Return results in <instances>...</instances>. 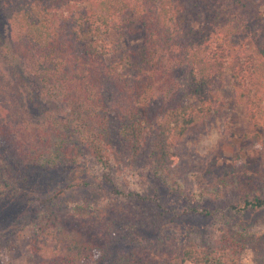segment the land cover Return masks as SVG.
I'll list each match as a JSON object with an SVG mask.
<instances>
[{
	"label": "trees",
	"instance_id": "obj_1",
	"mask_svg": "<svg viewBox=\"0 0 264 264\" xmlns=\"http://www.w3.org/2000/svg\"><path fill=\"white\" fill-rule=\"evenodd\" d=\"M197 6L206 9L204 28L187 24ZM148 12L138 0H0L11 41L28 60L35 88L47 91L49 97L53 87L76 90L89 103V107L79 104L82 112L75 111L88 136L83 133L74 139L55 126L54 140L47 127L34 142L20 141L19 165L24 170H59L90 158L107 171L113 155L104 139L97 142L94 136L101 138L100 130L105 134L118 119L130 155L146 152L154 178L172 191H181L179 146L196 126L227 112L222 116V134L231 138L229 104L234 101L252 126L264 129V10L248 0H158L154 24L166 43L180 51L183 74L171 94L155 104L146 98L154 72L150 42L139 49L123 42L142 28L150 31ZM88 116L99 118L98 126L83 120ZM12 123L13 108L0 92V136L10 133ZM76 132L80 131L71 133ZM260 134L249 136L263 143ZM245 166L238 154L221 177L207 166L203 171L207 184L197 195L225 198L233 187L230 179ZM19 170L0 155V177L5 183L14 180L13 172L19 176ZM262 207V193L242 196L232 205L238 212ZM26 225L35 245L41 239L51 240L44 244L52 253L48 264H96L97 245L67 228L52 207L34 212ZM242 246L239 232L224 228L214 234L211 244L187 248L182 263L240 264ZM0 264H5L1 258Z\"/></svg>",
	"mask_w": 264,
	"mask_h": 264
},
{
	"label": "rangeland",
	"instance_id": "obj_2",
	"mask_svg": "<svg viewBox=\"0 0 264 264\" xmlns=\"http://www.w3.org/2000/svg\"><path fill=\"white\" fill-rule=\"evenodd\" d=\"M138 1L150 9V31L142 28L123 42L133 49L150 42L154 72L146 98L155 104L168 97L182 77L181 53L166 43L167 39L154 24L158 0ZM248 1L264 10V0ZM197 11L188 16L187 24L204 28L206 9L197 6ZM38 69L46 74L44 69ZM31 70L22 51L11 41L8 23L0 13V92L13 108L10 133L0 136V155L8 166L20 169L19 176L12 173L13 181L5 183L0 177L3 263H49L52 253L44 244L45 241L51 244V240L36 242L41 250L35 251L34 234L26 225L34 212L49 206L60 214L67 228L81 232L97 245L96 264H192L182 263L183 252L194 244H211L214 234L224 228L238 231L241 236L240 264H264V207L243 212L232 208L233 202L242 196L264 194V129L249 123L242 106L234 101L229 104L231 138L223 137L222 116L227 112L221 111L196 126L179 146L184 183L181 191H172L154 178L146 152L130 155L123 145L118 119L113 120L105 134L100 130L101 138L94 136L97 142L104 139L105 147L113 155L107 171L90 158L79 166L59 170H24L19 165L20 141L34 142L36 135L47 127L54 140L55 126L74 139L81 138L86 130L82 121H77L79 116L75 111H83L81 103L89 107L76 90L53 87L51 97L46 96L47 91L35 88ZM74 98L79 99L78 103ZM74 105L78 106L72 110ZM81 116L86 115L81 113ZM83 120L89 126H98L99 118L88 116ZM74 129L80 132L71 133ZM254 132L262 134L263 143L249 136ZM236 154L246 166L235 179H230L233 185L230 194L218 200L197 195L196 191L207 184L205 168L209 166L216 177H221ZM25 176L28 181L23 180Z\"/></svg>",
	"mask_w": 264,
	"mask_h": 264
}]
</instances>
